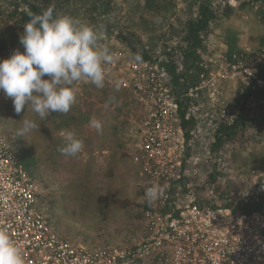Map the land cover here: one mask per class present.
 Masks as SVG:
<instances>
[{"label":"built area","instance_id":"built-area-1","mask_svg":"<svg viewBox=\"0 0 264 264\" xmlns=\"http://www.w3.org/2000/svg\"><path fill=\"white\" fill-rule=\"evenodd\" d=\"M100 45L117 54L106 64L104 87L123 96L129 114L125 151L146 178L141 191L142 240L132 247L108 246L89 251L63 240L39 213V185L25 170L11 143L0 135V228L18 243L25 264H264V172L251 170L239 176L240 190L228 206H201L182 195L187 188L185 159L188 141L181 126L180 99L173 92L172 77L162 60H137L103 33ZM229 47L203 58L201 85L186 98L199 119H232L225 87L242 76L250 85L256 75L246 56L227 57ZM81 83V82H80ZM257 85H263L258 81ZM207 97L212 114L206 113ZM199 109L202 116H199ZM197 126V127H198ZM214 131V128H212ZM164 188L163 195L148 203L145 191ZM214 190L210 193L214 196ZM191 197V196H190ZM246 209L252 211H245ZM254 208H257L254 210Z\"/></svg>","mask_w":264,"mask_h":264},{"label":"rangeland","instance_id":"rangeland-1","mask_svg":"<svg viewBox=\"0 0 264 264\" xmlns=\"http://www.w3.org/2000/svg\"><path fill=\"white\" fill-rule=\"evenodd\" d=\"M13 1L0 0V51H4L3 47L7 46L9 49L7 55L16 50V44L20 46L21 52L24 51L19 42L23 31L16 25V20L8 17L12 11ZM30 1L40 2L45 8L54 6L59 15H68L102 29L109 42L118 41L125 49L128 48L126 38L135 36L148 49H153L156 58L164 50L165 45H174L197 9V0H155L151 8H148V0ZM211 2L216 9L224 5L221 0ZM231 5L237 9L239 4L233 1ZM104 6L108 8L107 12ZM258 11V8L237 9L232 17L213 23L206 39V48L202 51L203 58L217 55L219 45L221 43L228 45L229 38H233L238 49L247 53L245 59L248 63L258 60L264 38V22ZM247 82V79L241 76L237 82H230L225 87L230 107L238 99L240 89L248 85ZM73 87L76 89L77 102L70 110L80 108L86 110L88 115L84 120L80 118L77 121L80 114L73 117L53 113L41 121L35 113L26 109L18 115L14 111L11 99L0 92V135L11 143L17 154L21 148L34 149L37 164L32 177L39 185L38 210L63 240L81 245L89 251L108 246H135L143 237L140 204L146 178L141 176L131 158L126 157V169L123 164L119 166L120 173L113 169L112 163H108L100 165L101 175H98L91 159L84 158L85 161L82 157H69L58 151V148L64 146L62 143L64 138L61 136V131L64 130L61 129L63 123L67 121L72 123L73 128L71 127L69 131L80 137L81 128L86 131L92 128L90 126L92 109L98 104L110 106L111 100L106 98L111 97L108 92L112 93L114 99L118 98L119 94L107 90H105L107 93L101 92L88 81L76 82ZM206 98H202L201 103H204L205 107L200 109H205L206 113L211 115V106L207 104ZM120 103L122 102L117 101L111 106ZM200 109L199 116H202ZM21 118L34 119L38 128L29 135L18 136ZM209 119H199L198 137L193 144L192 157L186 163L190 179L186 186L189 188L192 185L193 188L189 191H196L201 198L213 202L214 197L210 192L214 189L208 183L207 175L217 167L218 157L224 165L225 176L220 180L221 185L229 197L240 190L238 184L240 175L251 170L264 172V126L257 125L253 128V137L249 143L235 146L217 157L205 151L204 143L197 142L198 139L205 141L213 134V127L208 126ZM111 120L114 121L116 118ZM122 120H125L123 116ZM76 124L78 130L75 129ZM89 147L86 146V150ZM123 148L125 151L124 144ZM89 149L87 152L91 153L94 147ZM127 170L129 173H124ZM186 199L192 200V196H187Z\"/></svg>","mask_w":264,"mask_h":264},{"label":"clouds","instance_id":"clouds-1","mask_svg":"<svg viewBox=\"0 0 264 264\" xmlns=\"http://www.w3.org/2000/svg\"><path fill=\"white\" fill-rule=\"evenodd\" d=\"M102 36V29L68 15L54 16L52 9L32 15L19 37L24 51L14 50L9 58L0 60V92L11 99L18 115L31 110L43 121L52 113L67 114L77 102L76 82L104 87V65L114 63L117 54L100 45ZM19 121L18 136L38 128L34 119ZM90 126L97 132L102 129L96 118L90 120ZM83 148V139L69 131L58 151L75 157ZM163 192V187L152 186L146 189L145 197L154 203ZM0 264H25L20 246L6 228H0Z\"/></svg>","mask_w":264,"mask_h":264},{"label":"trees","instance_id":"trees-1","mask_svg":"<svg viewBox=\"0 0 264 264\" xmlns=\"http://www.w3.org/2000/svg\"><path fill=\"white\" fill-rule=\"evenodd\" d=\"M155 0H148V8L153 7ZM224 5L219 8L213 7L211 0H197L196 14L191 16L187 21L186 27L182 30L178 39L175 40L174 45H165L164 50L159 53L158 58L155 57L153 49H148L142 41L137 40L135 36L126 38L128 53L134 59L137 60H154L161 59L162 63L166 66L169 74L172 77L173 92L180 99L179 117L181 126L183 127L186 138L188 141V150L185 159V163L191 159L193 144L197 139V126L198 120L191 111V101L197 104L196 99L186 98L190 89L200 87L203 69L201 68V62L203 60L202 51L206 48V39L210 33L212 24L228 19L234 15L237 9L244 10L247 8L259 9V16L262 22H264V0H221ZM237 1L238 7L232 6V2ZM110 4V3H109ZM12 11L9 12L8 17L16 20V25L23 31V26L29 22L32 15L42 14L45 10L52 9L53 15H59L54 6L42 7L40 2H34L30 0H14L11 4ZM104 8H107L104 6ZM108 8L105 12H107ZM16 50L21 48L16 44ZM227 57L230 61H234V55L238 56L247 55L246 52L240 51L237 47L236 41L233 38H229ZM4 51H0V60L9 58L7 55L8 47L4 46ZM262 51L258 56V60L252 61V67L255 71L254 81L247 86H243L240 89L238 99L231 106L233 111V118L227 120H220L216 118L214 121V131L210 137L205 141L198 139L197 142L204 143L205 151L209 155L219 156L226 150L234 148L238 145L249 143L253 137V128L257 125L264 126V38L261 42ZM262 81L263 85H257L258 81ZM113 92V91H112ZM107 93V92H106ZM107 97L112 105L114 102H121L123 96L119 94V97L113 98ZM119 117L121 124L126 129V122L122 120V116L129 114L128 104L120 103L118 105ZM19 158L24 166L25 170L34 176V167L37 164V159L33 148H21L19 149ZM222 161L217 159V167L207 175V181L214 189V201L210 202L207 199L201 198L196 194V191L188 192L183 187L182 195H190L194 198V201L204 207L212 206L216 207V203L220 202L223 206H228V200L230 197L227 195V191L221 185V178L224 174V165ZM221 186V188H219ZM257 208H254L256 210ZM245 211H252L245 208Z\"/></svg>","mask_w":264,"mask_h":264},{"label":"crops","instance_id":"crops-1","mask_svg":"<svg viewBox=\"0 0 264 264\" xmlns=\"http://www.w3.org/2000/svg\"><path fill=\"white\" fill-rule=\"evenodd\" d=\"M106 93V91H101ZM83 108H80L75 111H69L66 115L67 116H75L79 115L78 120L81 118L84 120L88 113L85 112ZM82 112V113H81ZM118 105L114 106H106V105H100L98 104L96 107H94L91 111L92 118H96L99 120L102 124V129L100 132H97L95 128H90V131L83 130L82 128L79 130L81 133V136L78 138L83 139L84 141V148L83 150L76 156V157H82L88 158L92 160V166L94 165L95 173L98 175H101V169L100 165L102 164H113V169L115 168V171L117 170V173H120V168L122 164L125 166V169L127 167V155L126 151H124L123 144L125 143V134L126 130L124 126L121 124L120 117L118 115ZM53 114V113H52ZM111 116V117H110ZM72 117V118H73ZM116 120H111V118ZM69 117H67L68 119ZM110 118V119H109ZM69 120V119H68ZM73 121V120H72ZM67 126L65 127V125ZM79 125H82L79 123ZM73 128L72 123L65 122L63 123V127L61 129L68 130ZM75 129H79L78 124L75 125ZM92 129V130H91ZM62 130L61 136L64 138L62 140L63 145L65 144V134L66 132ZM78 136V135H77ZM53 142V141H52ZM94 147V149L90 152V147L86 150V146ZM124 156V157H123ZM123 157V158H122ZM86 161V159H84ZM111 166V164H109ZM66 173H69V171H66ZM83 173H85L83 171ZM124 173H129L128 170ZM133 174V173H132ZM67 183H69L67 181ZM141 208V219H142V204H140Z\"/></svg>","mask_w":264,"mask_h":264}]
</instances>
